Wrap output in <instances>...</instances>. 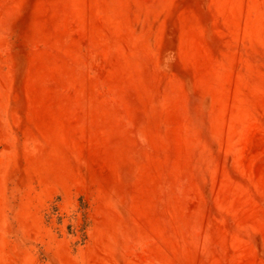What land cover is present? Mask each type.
Wrapping results in <instances>:
<instances>
[{
  "label": "rangeland",
  "instance_id": "374dc122",
  "mask_svg": "<svg viewBox=\"0 0 264 264\" xmlns=\"http://www.w3.org/2000/svg\"><path fill=\"white\" fill-rule=\"evenodd\" d=\"M0 264H264V0H0Z\"/></svg>",
  "mask_w": 264,
  "mask_h": 264
}]
</instances>
